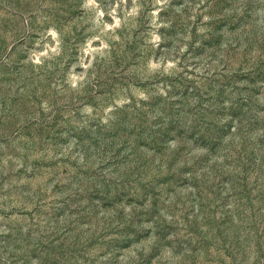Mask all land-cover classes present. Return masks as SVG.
<instances>
[{
  "label": "rangeland",
  "instance_id": "rangeland-1",
  "mask_svg": "<svg viewBox=\"0 0 264 264\" xmlns=\"http://www.w3.org/2000/svg\"><path fill=\"white\" fill-rule=\"evenodd\" d=\"M0 264H264V0H0Z\"/></svg>",
  "mask_w": 264,
  "mask_h": 264
}]
</instances>
